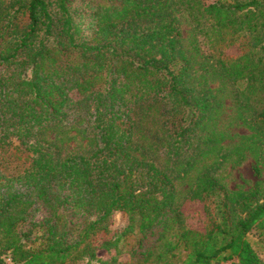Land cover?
Masks as SVG:
<instances>
[{"label":"trees","instance_id":"obj_1","mask_svg":"<svg viewBox=\"0 0 264 264\" xmlns=\"http://www.w3.org/2000/svg\"><path fill=\"white\" fill-rule=\"evenodd\" d=\"M179 14L202 54L185 46ZM88 19L70 0H0V264H118L136 230L129 264H264L248 239L264 229V194H231L213 175L230 150L217 151L184 200L203 204L204 230L184 227L174 185L227 140L208 130L224 101L216 80L233 86L248 139L264 141V0H101L89 33ZM57 127L88 150L65 155L44 138ZM11 148L27 154L16 173ZM160 150L183 166L177 174ZM117 212L129 226L98 251L92 238Z\"/></svg>","mask_w":264,"mask_h":264},{"label":"rangeland","instance_id":"obj_2","mask_svg":"<svg viewBox=\"0 0 264 264\" xmlns=\"http://www.w3.org/2000/svg\"><path fill=\"white\" fill-rule=\"evenodd\" d=\"M13 0H3L6 4ZM206 5H211L217 2H222L228 5H233L237 0H202ZM239 2H247L250 0H238ZM101 0H70L71 6L75 10H79L84 18H89L86 21V32L89 33V22L91 21L90 15L93 12L94 7L99 4ZM183 17L182 14H179ZM181 29L183 32L185 46L190 50L204 52V47L201 45V39L197 35V31L194 30L190 20L188 18H181ZM213 89L218 92V95L224 99L222 109L218 112L213 121L209 123L210 131L213 134H219L223 132L227 136V140L218 143L215 146L216 150L201 158L197 159L194 166L190 169L188 174L178 178L174 185L176 187V207H182L184 214V227L195 230H204L205 228V214L203 204L185 202L184 200L188 195L196 177L206 167L212 165L217 160V151L220 148L230 150L232 154L229 156V160L224 162L219 170L213 173L214 177L224 185L231 194L248 193L255 189H258L264 194V141L259 138L249 140L248 138L254 136L253 132L248 130L245 126L241 125L238 121V114L236 112L233 95V86L225 80H216L212 85ZM216 127V129L214 128ZM152 130H160L161 123L147 126ZM44 138L48 141H55L62 149L65 155L84 153L88 150V141L84 140L78 132L68 131L66 129L57 127L47 130ZM200 148V147H199ZM201 151V148L198 150ZM163 155L162 163L166 168H174V174H177L179 170L183 168L182 165L174 164V161L169 160L166 156V152L163 154V150L159 151ZM192 152V151H191ZM16 154L17 156L10 157L6 163V168L10 173H16L20 167L25 163L27 154L22 151H17L11 148L8 153ZM259 170V173L256 172ZM184 203V204H183ZM183 204V206H182ZM44 213H38L35 221H42ZM94 218L90 219L93 220ZM129 226V217L124 212H117L110 219L108 232H100L93 239L95 248L99 251L104 241L110 240L117 233H122ZM79 232L75 233L78 236ZM91 239V240H92ZM141 234L136 230L135 233L126 236L120 243L119 247L124 256L119 258L118 264H129L133 252L139 250V243ZM248 239L252 243L254 249L264 261V229H254L248 236ZM156 243L155 238H149L144 241L145 248L154 245ZM184 252H182V255ZM6 258V257H5ZM109 258H102V260H108ZM130 260V261H129ZM233 264L237 263V259L229 261ZM67 264H102L98 261L90 262L88 259H84L80 262H68Z\"/></svg>","mask_w":264,"mask_h":264},{"label":"built area","instance_id":"obj_3","mask_svg":"<svg viewBox=\"0 0 264 264\" xmlns=\"http://www.w3.org/2000/svg\"><path fill=\"white\" fill-rule=\"evenodd\" d=\"M5 264H12V260H11L10 257H6L5 258ZM219 264H233V263L228 261V262H222V263H219Z\"/></svg>","mask_w":264,"mask_h":264}]
</instances>
